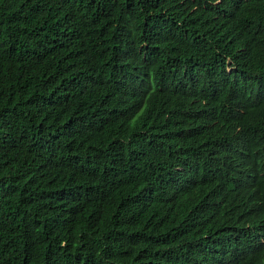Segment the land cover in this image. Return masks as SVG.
<instances>
[{
	"label": "trees",
	"instance_id": "16d2710c",
	"mask_svg": "<svg viewBox=\"0 0 264 264\" xmlns=\"http://www.w3.org/2000/svg\"><path fill=\"white\" fill-rule=\"evenodd\" d=\"M0 264H264V0H0Z\"/></svg>",
	"mask_w": 264,
	"mask_h": 264
}]
</instances>
